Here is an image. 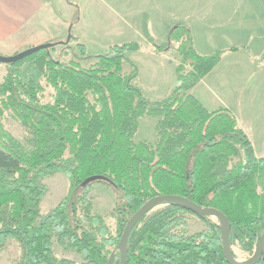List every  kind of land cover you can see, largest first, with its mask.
<instances>
[{
    "label": "trees",
    "instance_id": "1",
    "mask_svg": "<svg viewBox=\"0 0 264 264\" xmlns=\"http://www.w3.org/2000/svg\"><path fill=\"white\" fill-rule=\"evenodd\" d=\"M173 42L180 55L177 86L154 102L143 95L137 67L128 57L138 49L135 42L87 57L92 61L87 66L79 63L85 57L55 59L46 49L4 64L0 252L6 239L17 241L15 264H108L129 217L157 195L218 209L229 220L230 245L237 242L243 251L253 250L264 232V157L255 156L231 110L209 111L190 93L221 52L197 53L189 28L182 25L171 27L168 44L158 48ZM46 87L52 93L43 101ZM8 114L23 127L22 140L6 129ZM144 116L157 117L153 142L134 140ZM55 172L67 176V192L43 214L40 201L47 186L40 180ZM94 175L104 179L81 185ZM94 182L115 193L116 235L107 233L82 197ZM78 202L83 206L77 208ZM185 213L193 214L169 203L141 217L129 235L125 264H229L217 222L193 214L206 229L189 234ZM53 240L73 249L81 260L58 259Z\"/></svg>",
    "mask_w": 264,
    "mask_h": 264
},
{
    "label": "rangeland",
    "instance_id": "2",
    "mask_svg": "<svg viewBox=\"0 0 264 264\" xmlns=\"http://www.w3.org/2000/svg\"><path fill=\"white\" fill-rule=\"evenodd\" d=\"M51 2L57 18L68 21L69 25L64 40H66L68 33L72 36L67 44L60 46L61 48L55 46L49 50L52 57L55 59L61 57L66 61L73 56L85 57V59L80 58L79 63L81 66H87L92 62L87 57L106 53L114 45L135 42L138 44V49L128 52V57L137 67V80L143 95L153 102L162 100L177 86L175 68L180 60V55L176 50L177 44L174 42L169 43V46H171L164 49L167 51L165 57L154 56V53L150 52L149 42H152L151 37L158 46L164 47L168 44L167 41L162 42L164 38L163 30L166 25L171 24V27L186 26L198 37L206 35L203 38L205 40H209L213 35L210 32H213L215 37L222 34L219 38L221 41H219L218 47L212 48L211 50L214 51L207 55L220 53L222 50H226L230 42H234L227 38L228 35H233L232 30L235 28L233 24H214L209 21V16L213 12L233 7L231 0H51ZM244 33L245 31L241 36ZM75 37H78L79 41L72 48L69 45H74L73 42H77ZM79 43L83 45L84 53H81ZM255 43L259 44V42ZM237 49L241 51L244 47ZM159 50H161L160 47ZM262 54L259 60L254 62V66L257 67L255 71H260L258 74L260 79H263L264 75V51ZM160 59L165 61L164 64ZM227 61H222L221 67L224 70L231 67V64ZM126 70H129V67H126ZM246 71L247 69H244L241 74L239 71L230 74V77L226 79L228 85L223 83L225 80H222L224 85L217 88L215 98L219 101L226 100L227 103H233L232 113L235 117L237 116L239 124L246 131L245 133L251 135L258 153V148L264 146V84L260 88L261 92L258 97L255 96L256 100L253 106L244 103L238 105L236 92L240 84L246 87L252 81H244L246 80L243 79ZM5 72L6 66L0 63V79ZM224 73L226 72L224 71ZM51 93V88L46 87L42 100H50ZM247 99L248 96L245 95V100ZM211 108L214 109V107ZM156 121L157 117L154 116L139 118L134 140L137 142L143 140L153 142ZM4 125L15 138L18 140L23 139V127L9 114L4 120ZM258 154L260 155V153ZM40 181L47 186V191L40 201V212L45 214L64 198L68 188V178L62 172H55L45 176ZM82 197L90 205L92 212L102 219L101 223L105 226L107 233L116 235L118 223L114 191L105 184L94 182L83 190ZM81 206H83L81 203H76L77 208ZM163 206L161 204L153 211ZM184 216L186 220L185 228L189 234L206 229L203 221L195 215L185 213ZM210 219L218 222L215 217H210ZM52 246L58 259L74 263L81 260L77 252L66 247L60 241L58 242V240H53ZM231 247L235 258L239 261L248 259L254 250L253 248L251 252L243 251L237 242L232 244ZM19 254L18 242L10 238L6 239L0 252V264H15ZM111 254L114 256L115 261H119L117 247Z\"/></svg>",
    "mask_w": 264,
    "mask_h": 264
},
{
    "label": "crops",
    "instance_id": "3",
    "mask_svg": "<svg viewBox=\"0 0 264 264\" xmlns=\"http://www.w3.org/2000/svg\"><path fill=\"white\" fill-rule=\"evenodd\" d=\"M231 1L233 2V7L213 12L209 16V21L214 24H233L235 26L232 30L233 35H228L227 38L234 42H230L227 47L225 46L226 50H222L221 57L216 65L190 90V93L209 111L218 108L233 110V103H227L226 100L219 101L215 98V95L219 86L222 87L223 83L228 85L226 79L234 72L239 71L241 74L244 69H247L243 79H246L244 81L252 80L251 84L246 85V87L240 84L236 92L238 105L244 103L245 105L253 106L256 100L255 96L258 97L261 92L260 88L264 84V75L263 79L258 78L260 77L258 75L260 71L256 72L257 67L254 66V62L259 60L264 51V0ZM68 25V21L57 18L51 0H0V55L10 56L42 43L64 42ZM170 28L171 24L166 25L163 30V43L167 41V32ZM244 31L245 33L241 36ZM210 33L213 34L211 38L205 40L203 38L206 35L198 37L190 30L192 46L200 55H207L214 51L211 49L217 48L219 41H221L219 38L222 34L219 37H215L213 32ZM75 38L77 42H73L74 45H69L72 48L79 41L78 37ZM150 39L152 40V42H149L150 52H153L154 56L165 57L167 51L159 50L153 38L151 37ZM255 42H259V44ZM65 44L56 46L60 47ZM239 47H244V49L240 51V49H237ZM225 60H228L227 62L231 64V67L224 70L221 64ZM160 61L163 64L165 62L162 59ZM238 64L239 66H237ZM222 80H225V82ZM245 95L248 96L247 100H245ZM211 107H214V109ZM235 118L238 126L243 130L244 128L239 124L237 116ZM245 134L251 142L255 156L264 157V146L258 148L259 155L251 135L249 133Z\"/></svg>",
    "mask_w": 264,
    "mask_h": 264
},
{
    "label": "water",
    "instance_id": "4",
    "mask_svg": "<svg viewBox=\"0 0 264 264\" xmlns=\"http://www.w3.org/2000/svg\"><path fill=\"white\" fill-rule=\"evenodd\" d=\"M70 31V28H69ZM71 34L68 33L66 40L64 42H53V43H42L33 47H30L28 49H25L23 51H20L18 53H15L10 56H4L0 55V63L1 64H12L17 61L22 60L23 58L38 52L39 50H50L51 48L55 47L58 44H65L71 39ZM104 179L102 176L94 175L86 178L82 182V186L87 185L90 182ZM169 203L176 204L187 211L199 215V216H208V217H215L217 219V224L220 229V239H221V246H222V252L224 255V258L227 263L229 264H257L261 260H264V232L261 235V237L258 239L254 250L251 254V256L246 259L245 261H239L237 258H235L232 247L229 242V220L228 218L218 209L213 207H207V206H201L194 204L182 197L176 196V195H157L150 199H148L141 207H139L127 220L123 231L121 233L117 249L119 251V263L118 264H125L126 258H127V241L129 238V235L131 233L132 228L137 223V221L143 217L144 215L149 214L153 209H155L157 206L161 205H167ZM108 264H114V256L111 254L108 258Z\"/></svg>",
    "mask_w": 264,
    "mask_h": 264
}]
</instances>
